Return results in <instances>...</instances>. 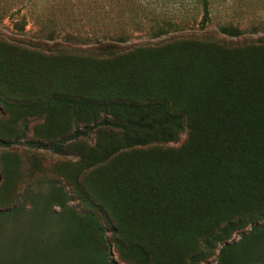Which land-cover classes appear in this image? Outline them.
<instances>
[{"label": "trees", "instance_id": "obj_1", "mask_svg": "<svg viewBox=\"0 0 264 264\" xmlns=\"http://www.w3.org/2000/svg\"><path fill=\"white\" fill-rule=\"evenodd\" d=\"M207 35L100 53L0 35V146L78 156L0 209L2 240L27 218L0 264H117L113 245L127 264H264V36Z\"/></svg>", "mask_w": 264, "mask_h": 264}, {"label": "rangeland", "instance_id": "obj_2", "mask_svg": "<svg viewBox=\"0 0 264 264\" xmlns=\"http://www.w3.org/2000/svg\"><path fill=\"white\" fill-rule=\"evenodd\" d=\"M204 1L0 0V35L26 43L35 41L45 45L44 48L65 44L73 48L88 49L90 53H100L102 48L98 46L114 42L111 38L122 34L128 38L123 44L124 47L206 34L233 41L254 40L264 36V0H207L209 15L206 20L203 19ZM22 20L27 22L24 29L17 26ZM225 24L237 25L243 33L238 37L221 33L219 26ZM2 121L8 119L0 114V122ZM36 130L30 129L28 136L36 137ZM186 135L183 133L178 142L168 145H180ZM85 142L94 144L95 138L85 139ZM1 156L4 157L2 159H7V163H10L9 158L19 159L22 166H19V176L16 179L4 180L0 174V209L23 203L20 197L24 185L22 181L31 179L36 183L43 174L56 178L60 167L66 163L74 164L78 159L76 153L70 149L66 150L65 155H59L48 150L29 149L24 144L10 148L0 146V158ZM67 189L69 190V187ZM69 204L77 205L78 202L72 201ZM26 219L25 213L17 222H14L13 218H6L3 235L5 234L7 241L21 230V225ZM19 222L21 224L18 226ZM102 222L108 228L104 218ZM240 237L239 233H235L229 241H237ZM7 241L0 238V247H4L6 252L10 243V240ZM111 250L113 261L117 264H127L114 245ZM216 255L209 263H215Z\"/></svg>", "mask_w": 264, "mask_h": 264}]
</instances>
